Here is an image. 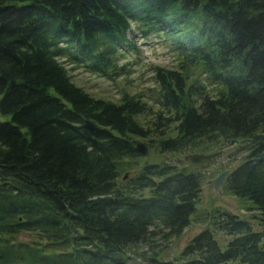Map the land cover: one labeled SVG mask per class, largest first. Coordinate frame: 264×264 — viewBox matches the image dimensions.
Here are the masks:
<instances>
[{"label":"trees","instance_id":"trees-1","mask_svg":"<svg viewBox=\"0 0 264 264\" xmlns=\"http://www.w3.org/2000/svg\"><path fill=\"white\" fill-rule=\"evenodd\" d=\"M128 35L176 41L177 66L152 69L154 109L140 93L93 97L65 68L126 76L117 59L139 54ZM0 117V264H133L139 246L140 264H264V0H0ZM135 138L155 154L236 145L222 184L253 223L216 210L162 259L156 242L189 224L200 179L142 166L117 186L142 156Z\"/></svg>","mask_w":264,"mask_h":264},{"label":"rangeland","instance_id":"rangeland-1","mask_svg":"<svg viewBox=\"0 0 264 264\" xmlns=\"http://www.w3.org/2000/svg\"><path fill=\"white\" fill-rule=\"evenodd\" d=\"M127 38L135 42L139 54L124 55L117 59L118 65H127L126 67L129 69V74L126 76L109 79L89 71L84 66L65 65V68L71 81L93 97L117 102L122 90L131 95H137L140 93L141 98L146 101L147 106L154 109V98L148 90L154 88L152 69L155 65L163 66L165 68H173L177 66L179 62L177 57L178 53L175 51L176 41L170 40L165 42V44L156 43L144 46L140 40H136L135 37L131 38L128 35ZM185 44L186 43H184V45ZM198 72L200 71L194 70L192 77L201 79L204 85H208V80L206 79L205 74L200 73L199 75ZM141 117L142 116H140V118ZM151 117L150 111H148L143 114V121L141 122L144 123L145 120L152 119ZM0 120H2V117H0ZM135 142L146 143L140 138H135ZM235 148L236 145L222 146L220 154L216 158L205 163L196 170L200 179V190L195 205V211L190 217L189 224L184 228L182 234L178 238L171 239L167 245L161 241L156 242L158 243L157 249L162 250V259L171 260L177 255L187 240L200 230L210 226L211 223H208L207 214L209 215L211 213V216H213V213L216 210H224L237 214L241 219L246 220L249 218L251 210H248V204L237 200L231 194L227 193L226 189L223 187V181L216 189L213 188V180L217 175L222 171H228L239 161L237 158L240 157V154L235 153ZM188 153L194 152L182 151L165 153L166 158L164 162L159 165H170L178 169L182 165L183 156ZM234 154L237 158L233 156ZM142 166L143 156L136 158L135 162L128 159L124 160L119 176L116 178V185L120 187H131L135 176L140 172ZM142 193L146 194L145 191ZM247 221H249V219ZM249 222L253 223L251 221ZM212 232L213 237L218 243L223 244L225 240H227V236L220 231L212 230ZM16 239L18 241H30L33 237L32 235L29 237L22 233L16 237ZM220 247H223V245ZM143 250H145L143 246L136 248V254L133 256L134 260H131V258L128 257L130 262H134L133 264H140L142 262L140 255Z\"/></svg>","mask_w":264,"mask_h":264},{"label":"water","instance_id":"water-1","mask_svg":"<svg viewBox=\"0 0 264 264\" xmlns=\"http://www.w3.org/2000/svg\"><path fill=\"white\" fill-rule=\"evenodd\" d=\"M82 126L88 130H96L97 128L90 123L88 120H84ZM134 148L137 153L143 156V165L148 167H156L162 162H164L166 155L165 154H154L151 149L142 142H136ZM220 154V151L212 153H189L185 154L182 158V165L178 168V173L180 175H186L189 172L194 171L208 161L214 159ZM226 171H223L217 175L213 180V188L216 189L222 182Z\"/></svg>","mask_w":264,"mask_h":264}]
</instances>
